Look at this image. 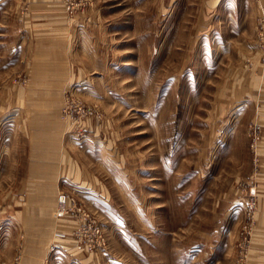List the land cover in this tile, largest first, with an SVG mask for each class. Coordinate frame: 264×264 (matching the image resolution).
Returning a JSON list of instances; mask_svg holds the SVG:
<instances>
[{"label": "rangeland", "instance_id": "1", "mask_svg": "<svg viewBox=\"0 0 264 264\" xmlns=\"http://www.w3.org/2000/svg\"><path fill=\"white\" fill-rule=\"evenodd\" d=\"M54 2L0 0V264H264V0Z\"/></svg>", "mask_w": 264, "mask_h": 264}, {"label": "crops", "instance_id": "2", "mask_svg": "<svg viewBox=\"0 0 264 264\" xmlns=\"http://www.w3.org/2000/svg\"><path fill=\"white\" fill-rule=\"evenodd\" d=\"M32 3H37L38 5H43L46 6L47 3L49 4L50 2H54L56 0H30ZM55 3V2H54Z\"/></svg>", "mask_w": 264, "mask_h": 264}, {"label": "built area", "instance_id": "3", "mask_svg": "<svg viewBox=\"0 0 264 264\" xmlns=\"http://www.w3.org/2000/svg\"><path fill=\"white\" fill-rule=\"evenodd\" d=\"M70 8V7H69Z\"/></svg>", "mask_w": 264, "mask_h": 264}]
</instances>
